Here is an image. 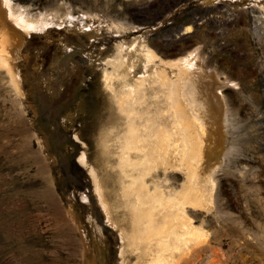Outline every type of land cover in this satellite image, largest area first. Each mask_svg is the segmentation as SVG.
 <instances>
[{
  "label": "rangeland",
  "instance_id": "1",
  "mask_svg": "<svg viewBox=\"0 0 264 264\" xmlns=\"http://www.w3.org/2000/svg\"><path fill=\"white\" fill-rule=\"evenodd\" d=\"M0 46V264H264V0H0ZM194 66L219 76L223 137L191 124L206 138L201 200L182 208L187 164L121 167L117 92L149 78L144 137L151 120L171 124L156 76ZM124 169L154 198L137 182L127 193Z\"/></svg>",
  "mask_w": 264,
  "mask_h": 264
},
{
  "label": "bare ground",
  "instance_id": "2",
  "mask_svg": "<svg viewBox=\"0 0 264 264\" xmlns=\"http://www.w3.org/2000/svg\"><path fill=\"white\" fill-rule=\"evenodd\" d=\"M11 38L12 37H10L9 32L8 33H5V35H3V37L1 38V42L3 44L2 45V51L4 49L7 50L8 46H9V43L11 41ZM18 38H20V36ZM118 55H120V54H118ZM120 56H119V58H121ZM117 59H118V57H117ZM121 59H123V58H121ZM123 60H125V59H123ZM118 61H120V60H116V64H118V63H119V65H122L123 64V63L120 64L121 61L120 62H118ZM183 66H185V65H183ZM189 66H191V64ZM189 66H188V68H189ZM195 66L193 67L192 70L189 69L190 71H186L185 69L184 70L182 69L183 72H181L182 70L179 71L180 73L178 74V78H176V80H172L171 78H168L167 75H166V73L164 72L165 70L164 71L162 70L163 72H160L161 73V76L160 75L159 76H156V77H160L159 79H162V81L160 80V82H162L161 85L162 84L167 85V89H166V94L165 95H168L169 101L168 100L167 101L170 102V104L168 103V105H170L169 106V109L168 108L167 109L169 111H170V109L172 110L171 111V114L169 113L171 115L170 116V119H171L172 126H169L171 124H169V122H167V121H165V122H159V121L155 122L154 120H151L149 122V125H148L149 128H150L149 129V133L148 134L146 133V135L144 137H143L142 133L138 131V127H139L140 124H139V121H137L138 118L136 119L137 115L140 114V112H141L142 108H144V106L142 107L141 105H139L140 107H142V108H139V110L141 109L140 111H138V109L136 107L138 105L137 102H141L143 100L142 98L145 97L142 92H145V90H143L144 87H145L144 85H146L145 83L146 82L150 83L149 80H147L149 78L146 79L145 78L146 76L144 77V75H142L147 81H145V79L142 78V79L139 80L141 82H139L138 79L134 83L131 82L132 84H130V83L129 84H126L127 82H125L124 83V86L121 85V87H123V89L120 90L119 92H117L118 103H119L118 105L120 106L121 110H123L125 112L124 116L126 117L127 125H128L127 130H126V138H125L124 141L122 140L123 141V144L121 145L122 146V151H121L122 154H120V156H121L120 162H122L123 164L120 163V164H122V166H121L118 163L119 166H121V167L124 166V168L126 166H129V167L136 166L137 167V166H139L137 164H139V163L141 164L142 163V168H143V167H145V166H143V162L145 163L146 162V159H148V157L150 155L153 158H156V157H158L160 159L162 158L161 160H164L165 161V164L166 163L167 164H170L169 167H177V168L180 167V168H182L181 165L187 164L186 166L188 168V178L189 179L182 185V189L179 191L180 197L177 198L178 199V203L181 204L180 207H182V208L185 207V204H196L197 202H199L201 200L198 197V193L201 192V189L199 187H197V179H196L195 174H196V169L202 165V160L205 157V155L203 154V151H204V147L206 146V138L204 137V135H202L201 132H199L198 134H196L197 130H196L195 134H193V131L191 130V124H195V126L197 125L196 127H198V128H196V129L201 130V129H205L204 128V125H206V123H209L208 126H209L210 129L208 131V135L209 136L210 135L212 136V134H213L215 136H217V135L219 136L220 135V136L223 137V129H222L223 101H222L221 93L220 92H216L215 89H214V85H215L214 82H217L216 81V77H219V76H215L213 72L209 71V69L207 70L206 68L201 67V66L198 67V68H196ZM122 67H123V65H122ZM119 68H121V67L119 66ZM127 72H128V70H127ZM158 72H155V73H158ZM122 73L120 72L119 74L123 75L124 73L123 74ZM160 73H158V74H160ZM125 74H128V73H126V71H125ZM121 75H120V77H121ZM154 77H153V79H154ZM122 79H125V78L123 77ZM131 81H133V80H131ZM153 81H152V84L153 83L155 84V82H157L156 80H155V82H153ZM122 83L123 82H121V84ZM157 84H159V83H157ZM185 85L187 87L189 85V88L188 89H189V92L192 94L191 97H189L191 94L189 95V93L186 90L187 87ZM150 87H152V86H150ZM150 87H148V88H150ZM154 87H152V88H154ZM156 88H158V87H156ZM165 88H166V86H164V89L163 90H165ZM145 89H147V88H145ZM161 91L162 90H160V92ZM155 92H158V90L155 91ZM160 92H158V94ZM164 92H162V95H163ZM158 94L156 95V97L158 96V98L160 100V97H159ZM165 95H163V97ZM147 97H148V95H147ZM158 98H157V100H158ZM162 99L165 102V99H167V98L165 96V99L164 98H162ZM161 102L164 103L163 101H161ZM161 102H160V105L162 106V103ZM165 104H167V102ZM145 106H146V108L148 107L147 105H145ZM150 106H151V104H150ZM160 109H162V108H160ZM164 109H165V107H164ZM153 112H154V110H153ZM155 112H156V110H155ZM162 112H160V113H162ZM154 114H156V113H154ZM163 114H165V112ZM151 115L152 114H150V116ZM158 115H160V114H158ZM160 116H161L160 118L163 117L162 115H160ZM141 117H140V119H142ZM205 117H208L209 118V122L207 120L206 121H203V119ZM168 119H169V117H168ZM144 120H147V119L144 118ZM149 120H150V118H149ZM146 128H147V126H146ZM179 130H181V131H179ZM177 133H178V135H177ZM174 134H176V135H174ZM217 140H219V139H217ZM216 142H218V141H216ZM147 144L150 145V148H148V150L145 151V148H146ZM134 149H138V150H141V151L144 150L145 152L143 151L144 153H141V156H139V157L133 156L130 153ZM208 150H209V148H208ZM133 152H136L137 153L136 150L133 151ZM118 157H119V155H118ZM152 162H154V161H152ZM162 165H163V163H162ZM139 167H137V168H139ZM126 168L128 169V167H126ZM151 169H152V167H151ZM151 169H150L149 172H151ZM155 169H154V171H155ZM124 170L126 171V169H124ZM129 170H130V168H129ZM134 170L136 171L135 167H134ZM146 170H148V168ZM139 172H138V174H141ZM142 172H143V170H142ZM125 175H126V177L127 176L130 177V181H129L130 184L128 186L126 184H124V186L126 185L124 187V189L127 190V193H129V191L132 192L133 191L132 188H134V187H136V189L138 190L137 186L132 187V185L137 182V183H139V188H140V190H142L141 192H142L143 195H145L146 197L150 196V198H154V195H153L151 189L148 187L149 186L147 184L148 182L145 181V179H144L145 177L143 178V176H145L146 174L143 175V176L141 175L142 177H140V175H136V173L134 174V173H132V171H129V172L126 171ZM139 178H142V179L141 180H138ZM121 183H123V182H121ZM143 188H145V190ZM155 190H158V188H156ZM141 192H139L137 195L140 196V193ZM125 193H126V191H125ZM155 197H157V198L160 199V201L162 202V205L163 204L164 205L166 204V202L163 201L164 198L162 197L161 193L159 195L155 196ZM136 201H134V204H135L134 206L137 209L140 206L137 205ZM149 201H151V200H149ZM159 205H161V204H159ZM166 207L164 206L163 209L166 208ZM161 208L162 207H160V209ZM163 209H162V211H163ZM170 209L171 208H169V210ZM146 211H147V209L144 212H143V209H141L140 211H137L135 213L136 217L139 216L138 221H140V222H141V220L144 217L146 218L145 219V222H143V223L146 224V227H145V229H144V231L142 233H144V232L146 233L147 228L150 227L148 225L151 224V221L150 220L152 219L151 218L152 217L151 214H149ZM180 211H181V209H180ZM177 213L178 212H176V215H177ZM170 215L172 216V214H170ZM178 216H179V214H178ZM155 218H157V217H155ZM182 220H181L183 222L182 224L183 225H186L187 222L184 219H182ZM174 222H173V224H174ZM163 225H165V224H163ZM152 229H153V227H152ZM141 231H142V229H141ZM137 233H138V231H137ZM142 233H140V234H142ZM131 237L132 238L133 237L135 238V237H138V235L136 233H134V234H132ZM148 237H150V236H148ZM150 241L151 240H148L146 242L150 243ZM156 241H160V240L157 239ZM143 247L149 249V247H151V245L145 243ZM144 250H146V249H144ZM152 264H154V263H152Z\"/></svg>",
  "mask_w": 264,
  "mask_h": 264
}]
</instances>
